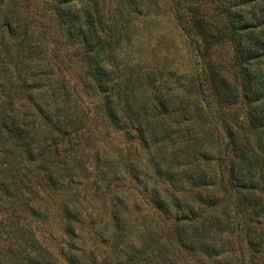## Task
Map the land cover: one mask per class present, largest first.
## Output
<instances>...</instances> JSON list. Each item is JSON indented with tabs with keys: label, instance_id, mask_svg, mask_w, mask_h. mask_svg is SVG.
Wrapping results in <instances>:
<instances>
[{
	"label": "trees",
	"instance_id": "obj_1",
	"mask_svg": "<svg viewBox=\"0 0 264 264\" xmlns=\"http://www.w3.org/2000/svg\"><path fill=\"white\" fill-rule=\"evenodd\" d=\"M206 1L0 0V264H264V0Z\"/></svg>",
	"mask_w": 264,
	"mask_h": 264
},
{
	"label": "rangeland",
	"instance_id": "obj_2",
	"mask_svg": "<svg viewBox=\"0 0 264 264\" xmlns=\"http://www.w3.org/2000/svg\"><path fill=\"white\" fill-rule=\"evenodd\" d=\"M210 0H207L206 3H209ZM208 5V8L213 7L212 4H206ZM167 25V23L165 24ZM135 30H133L132 33V38H134V44H133V52H135V55L138 56V54L136 53V51H140L141 54H143L145 57H147L148 59H152V56L154 55V53H158V51H160L159 49L157 50H153L154 47L157 48L155 41H151V44H148V42H145L144 40H142V34L137 32V29L134 28ZM155 24L149 25L147 27V36L152 35L153 39L156 40V34H155ZM118 38L117 40L121 43V46H126V39L123 38L121 36V33H118ZM140 38V39H139ZM167 48V47H166ZM166 48L163 49V52L166 51ZM122 49V48H121ZM162 51V50H161ZM160 51V52H161ZM184 52L186 53V49H184ZM131 53V51H130ZM231 56V50L227 45H223L217 48L216 54H215V60L216 62H218L219 64H224L225 62H227L228 58ZM170 60L174 57V52H171L170 55ZM137 57H135L136 59ZM181 61L185 62L184 57H181ZM225 69V67H224ZM230 75V74H229ZM75 77V70L72 71V74L70 76L71 79H74ZM207 93V92H206ZM207 95V94H206ZM179 100V98H176L174 101ZM183 100L184 97H183ZM238 112L236 113L239 117H243V110L241 108H238L236 106H234L233 109L227 110V114L231 115L232 112ZM206 114L205 116H203L200 120H201V125L202 128L204 129V131L206 132V136H204V134H202L201 136L198 137L199 141L197 143L198 147L200 149L204 150L205 145L207 144V139H212L214 137V134L217 133V130L219 129V125L217 124V122L219 121L220 118V113H218L217 111L215 112L211 107H206ZM219 117V118H218ZM176 123H184V121L181 120V115H177L175 117ZM176 125V124H175ZM186 124H182L181 127H185ZM175 133L177 134V131H175ZM115 137V135L113 136V138ZM116 140L119 141V138H117ZM101 144V142H100ZM183 151H187V148H183ZM223 153V155L225 154V149H223V151L221 152ZM143 156V155H142ZM174 157V156H173ZM91 163V162H90ZM141 163V162H140ZM102 165V164H101ZM211 165H214V162H211ZM218 164H216L217 166ZM87 166H90V164H88ZM173 169L176 171L180 170L181 163H176V160L174 161V163L172 164ZM98 168V167H97ZM121 184H123V182H121ZM141 189V188H140ZM91 208H90V213H91ZM230 211V210H229ZM153 215L154 219H157L158 221H163V218H159L157 216V214H155L153 212V210H151V208L148 206L147 202H144L142 199H138V202L135 205L134 208V213L132 216V219L135 221V219H137L135 222L137 223V225L139 226V230H137V228H135V243L134 245H140L141 243H143L146 238L148 236L152 235V229H151V225L150 222H146L145 221V217L149 216V215ZM165 226H168V223H166ZM241 231H240V238L235 241V235L232 234L230 241L234 242L236 245H246V237H245V231H244V227H246V222L245 221H241ZM233 245V244H231Z\"/></svg>",
	"mask_w": 264,
	"mask_h": 264
}]
</instances>
